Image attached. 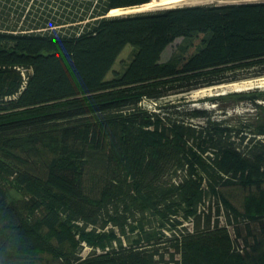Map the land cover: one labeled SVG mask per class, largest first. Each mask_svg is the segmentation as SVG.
Listing matches in <instances>:
<instances>
[{
	"label": "trees",
	"instance_id": "obj_1",
	"mask_svg": "<svg viewBox=\"0 0 264 264\" xmlns=\"http://www.w3.org/2000/svg\"><path fill=\"white\" fill-rule=\"evenodd\" d=\"M12 1L0 0V264H264V90L211 98L223 115L256 109L237 118L141 104L264 76V1L115 15L152 0ZM178 37L183 54L162 62ZM238 185L244 209L224 192ZM25 246L48 256L19 260Z\"/></svg>",
	"mask_w": 264,
	"mask_h": 264
},
{
	"label": "rangeland",
	"instance_id": "obj_2",
	"mask_svg": "<svg viewBox=\"0 0 264 264\" xmlns=\"http://www.w3.org/2000/svg\"><path fill=\"white\" fill-rule=\"evenodd\" d=\"M260 1H264V0H191L190 3L191 5H193V4H227V3L260 2ZM25 3H26L25 0H16L14 2L13 1L10 2L11 5L21 4L22 6L29 7V3H26V5ZM184 44H185V40L183 37L176 38L164 50L162 54V62H167L173 59H177L179 56H181L183 54L181 47ZM133 53H134V46L133 45L126 46V48L123 50V52L120 54L119 58L117 59L113 67V70L109 73L108 78L113 77L116 72H122L126 68L127 64L130 62ZM254 73H255V69L245 70L242 74L244 76L250 75L249 77L241 78L240 80L229 83L232 84L235 82L258 80L264 78V76H259V77L253 76ZM229 83L200 87L186 92H174L161 98L158 101H154L151 99H144L141 104L142 106H144L149 110H158L159 105L176 106V109H180V110H187V108H192V107H203L208 109H214L216 111L214 117L217 118H225V117L237 118L238 116L245 115L247 113H255L256 109L249 103V101H241L235 105L226 107L228 111L227 115L222 114V110L219 109L220 107L215 102L211 101L212 97L221 94L224 95L230 92H242V91L247 92L256 89L264 90V87L254 88L250 90H241V91L235 90L226 93H220L216 90V88ZM224 192L229 198V200L232 201L237 207L241 209H244L249 202L250 195H249V190L246 187H243L241 185L229 187V188H225ZM223 219L224 218L222 217L221 220ZM222 223H224V221H222ZM188 225H190V223H188ZM25 248L26 249H23L22 251L24 256L22 257V259L19 260H35L37 262L38 260H40L43 262L45 258L48 256L46 253L41 252L37 248L33 247V249H28L26 246ZM91 251L92 248L89 245L83 244L80 251V255L85 257L89 255Z\"/></svg>",
	"mask_w": 264,
	"mask_h": 264
},
{
	"label": "bare ground",
	"instance_id": "obj_3",
	"mask_svg": "<svg viewBox=\"0 0 264 264\" xmlns=\"http://www.w3.org/2000/svg\"><path fill=\"white\" fill-rule=\"evenodd\" d=\"M191 0H152L151 2L137 5L133 7H127V8H116L113 9L110 14H124L127 12H137V11H146V10H153L158 7H167V6H178L182 4H191ZM193 4V3H192ZM264 87V78L258 79V80H248L243 82H235L232 84H225L222 85L216 90L220 93H226L229 91H241V90H250L254 88H262Z\"/></svg>",
	"mask_w": 264,
	"mask_h": 264
},
{
	"label": "water",
	"instance_id": "obj_4",
	"mask_svg": "<svg viewBox=\"0 0 264 264\" xmlns=\"http://www.w3.org/2000/svg\"><path fill=\"white\" fill-rule=\"evenodd\" d=\"M171 7H176V6L158 7V8L153 9V10H160V9L171 8ZM153 10H146V11H153ZM137 12H143V11H137ZM132 13H136V12H132ZM125 14H130V13H125ZM108 15H110V14H108Z\"/></svg>",
	"mask_w": 264,
	"mask_h": 264
}]
</instances>
